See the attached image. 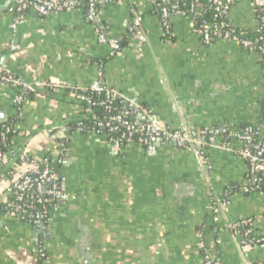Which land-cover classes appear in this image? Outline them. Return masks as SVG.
I'll use <instances>...</instances> for the list:
<instances>
[{"label": "crops", "instance_id": "obj_1", "mask_svg": "<svg viewBox=\"0 0 264 264\" xmlns=\"http://www.w3.org/2000/svg\"><path fill=\"white\" fill-rule=\"evenodd\" d=\"M7 3L0 0V67L29 85L87 88L102 73L124 110L135 102L172 130L251 126L264 138V74L256 52L230 41L202 43L187 17H172L166 30L153 0L103 2L97 26L108 43L82 8L48 16L27 8L14 24L16 12ZM228 22L255 33L254 1L237 0ZM111 40L125 43L115 57ZM19 92L0 84V123L12 122L17 132L0 165V198L3 178L26 155L49 159L68 199L50 211L45 233L0 214V264H201L204 249L221 264H264V247L240 248L226 226L252 217L264 236V190L232 192L228 206L216 204L226 187L249 180L248 163L232 152L241 144L203 146L202 154L172 142L114 151L101 132L68 128L88 115V103L64 90L25 98ZM62 129L69 130L64 157ZM39 249L44 257L38 260Z\"/></svg>", "mask_w": 264, "mask_h": 264}, {"label": "built area", "instance_id": "obj_2", "mask_svg": "<svg viewBox=\"0 0 264 264\" xmlns=\"http://www.w3.org/2000/svg\"><path fill=\"white\" fill-rule=\"evenodd\" d=\"M96 0L91 4L86 13V19L96 26V32L101 34L97 26L98 18L93 11ZM161 8L159 18L162 26L167 30L169 20L174 16L187 17L191 19L194 26V33L202 43L210 44L212 41H230L239 44L247 51H254L258 54L262 72L264 74V36L255 40L243 38L236 33L228 24V15L232 6L237 0H159ZM256 8L257 30L255 33L264 32V1L253 0ZM17 5L14 11L17 23L25 9H31L40 16H48L57 12H69L76 8L79 0H16ZM104 2H108L104 0ZM206 5H210L214 14V20H223L221 24L198 22L202 17ZM139 25L138 19L133 20L131 28L132 35ZM110 54L115 57L122 51L120 41H109ZM99 81L90 87L68 86L59 82H39L36 86L52 91H66L74 100L84 101L91 106L96 104L90 101L88 94H95L101 97L97 105L102 107L108 115L103 121H98L96 127L103 128L109 133H117L116 137H110L112 149L119 151L124 144L137 143L149 147L152 142L174 143L180 148L193 147L201 153L202 146L227 147L230 142H237L241 147L232 150L233 153L246 160L249 167V180L241 188L226 187L216 200V204L226 207L230 204L232 192L254 193L260 191L264 184V138H260L257 130L251 126L239 128L209 127L200 131H193L187 128L172 130L166 127L152 116L144 108L131 102L129 109L118 111L113 106L116 99H123L112 89L106 87L102 82V73L99 74ZM0 84L3 86L12 85L20 92L26 93L29 84L23 79L14 75L9 69L0 67ZM77 131H84L85 127L81 122L77 123ZM9 132L0 124V165L4 161L5 152L2 146L5 145L6 135ZM59 140V154L64 157L67 151V140L69 130L62 129ZM219 140V141H218ZM200 146V148H197ZM5 183V196L0 198V214H9L18 220L30 225L37 226V230L49 225V213L53 209L62 206L68 199V194L62 184V177L56 167L47 160L34 161L26 155H21L18 162L10 172L3 178ZM228 230L237 241L240 248L264 247V236L256 232L254 219L243 217L236 221L229 222ZM44 257L42 250H38L37 259ZM201 264H221L219 258L204 249L202 252Z\"/></svg>", "mask_w": 264, "mask_h": 264}, {"label": "trees", "instance_id": "obj_3", "mask_svg": "<svg viewBox=\"0 0 264 264\" xmlns=\"http://www.w3.org/2000/svg\"><path fill=\"white\" fill-rule=\"evenodd\" d=\"M107 1H110V0H107ZM186 1L187 0H181V2H186ZM103 2H104V0H96L95 1L94 6H93V11H94V13H95L96 16H97L98 9L102 5ZM169 3H170V0H167V5ZM90 4H91V0H79V4L76 6V8H82L83 11H84V13L86 14L87 11H88V9H89ZM206 6L207 7H206V9L203 12L202 17L200 18V20L198 22V25H200L202 23V21H205V22H207L209 24L214 23V22H216L217 24H221V22L223 20H217V21H216V19L214 20V17H213L214 14H213V11L211 9V6L210 5H206ZM160 8H161L160 1L159 0H153V11L157 15H159ZM259 11H260V9L257 7L256 8V12H259ZM228 24H229V22H228ZM234 31L236 33H238V34H241V36L243 38H246V39H249V40H255L259 36H264V32L248 34V33H240V32H238L236 30H234ZM120 44H121V47H124L125 46V43L124 42H120ZM42 90H41V88H39V87H37L35 85H29V88H28L27 92L26 93L19 92L18 96H19V98H25V97H28V96H33L37 92L40 93V92H42ZM88 98L90 99V101H92L93 103H96V104H94L92 106L90 104H88V106L90 107V110H89L88 115L82 117L79 121L71 124L70 126H68V128L70 130L75 129L76 126H77V123L78 122H81L83 124V126L85 127V130L94 129L96 131H99L107 139H110V137H116L118 135L117 133H109L107 130H105L103 128L96 127V123L98 121H103L105 119V117L108 115V113L105 112L102 107H100L99 105H97L99 103V101L101 100V97H99V96H97L95 94H88ZM75 101H77L78 103H86L84 101H79V100H75ZM113 106L115 108H117L118 111L124 110L123 109L124 108V103H123L122 100L116 99L113 102ZM0 124L2 126H4L5 128H8L9 129V132L6 135L5 145L2 146V150L4 152H6L7 151V147L9 146V144L11 142V139L13 138L14 135L17 134V132L13 130L12 122H5V123H0ZM124 145H126V144H124ZM184 148H186V147H184ZM45 160L49 161V159H45ZM261 190H264V184H263ZM33 227L37 230V226H34L33 225Z\"/></svg>", "mask_w": 264, "mask_h": 264}, {"label": "water", "instance_id": "obj_4", "mask_svg": "<svg viewBox=\"0 0 264 264\" xmlns=\"http://www.w3.org/2000/svg\"><path fill=\"white\" fill-rule=\"evenodd\" d=\"M16 5H17L16 0H8V3L6 4L5 7H6V9H9V8L15 9L16 8ZM99 26L102 27L100 23H99ZM101 31H102V34H103L102 39L103 40H106V42L108 43L107 36L105 34L104 28H102ZM87 107L90 108L89 106H87ZM181 129H184V128H181ZM154 143H156V141H154ZM190 148H191L192 151H194V148L193 147H190ZM197 148H200V146H197ZM39 231L41 233H45L46 232V228H40Z\"/></svg>", "mask_w": 264, "mask_h": 264}]
</instances>
